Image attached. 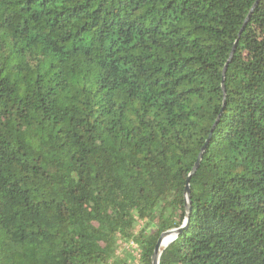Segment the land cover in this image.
Listing matches in <instances>:
<instances>
[{"label":"trees","instance_id":"trees-1","mask_svg":"<svg viewBox=\"0 0 264 264\" xmlns=\"http://www.w3.org/2000/svg\"><path fill=\"white\" fill-rule=\"evenodd\" d=\"M257 1L0 0V264H264Z\"/></svg>","mask_w":264,"mask_h":264},{"label":"water","instance_id":"water-1","mask_svg":"<svg viewBox=\"0 0 264 264\" xmlns=\"http://www.w3.org/2000/svg\"><path fill=\"white\" fill-rule=\"evenodd\" d=\"M258 3H259V0L255 3L254 7L252 8V10L250 11L248 17L246 18V20L244 22V25H243L241 31L239 32V38L241 37L242 33L245 31V29H246V27H247V25H248V23H249V21L251 19V15L254 12L255 8L257 7ZM237 44H238V41H236V43L234 45V48H233V50L231 52L230 59L227 62L226 66L224 68V71H223V81H222L223 90L225 89L224 88L225 77H226V74H227L229 65L232 62V59H233V56H234V53H235ZM207 144H208V141L206 142L205 146L203 147V149H202V151H201V153H200V155L198 157L197 163H196L195 167L193 168V171H192L190 177L193 176V175H195V173L198 171ZM190 177L188 179V182H187L188 183V186L186 188V194H187V197H188V204H189V211H191V208H190V205H191V202H190L191 201V190H190V187H189ZM184 226H185V224L181 228H179V229H174V230H171V231H167L164 234H162L161 238L159 239V241H158V243H157V245L155 247L154 254L152 256V264H159L160 256L162 254L161 243H162L163 238L166 237V236H173L174 238L170 242V243H172L179 236V234L182 232V229H183ZM168 246L169 245H167L165 248H167Z\"/></svg>","mask_w":264,"mask_h":264},{"label":"rangeland","instance_id":"rangeland-1","mask_svg":"<svg viewBox=\"0 0 264 264\" xmlns=\"http://www.w3.org/2000/svg\"><path fill=\"white\" fill-rule=\"evenodd\" d=\"M145 227L146 225L139 221L136 224L135 231H139ZM153 229H155V226L149 228L148 232H151ZM110 264H141V252L139 247L132 241L126 242L120 240L118 243L116 256Z\"/></svg>","mask_w":264,"mask_h":264},{"label":"bare ground","instance_id":"bare-ground-1","mask_svg":"<svg viewBox=\"0 0 264 264\" xmlns=\"http://www.w3.org/2000/svg\"><path fill=\"white\" fill-rule=\"evenodd\" d=\"M173 236H166L163 238L162 243H161V250L162 248H164L165 246L169 245L171 240L173 239Z\"/></svg>","mask_w":264,"mask_h":264}]
</instances>
